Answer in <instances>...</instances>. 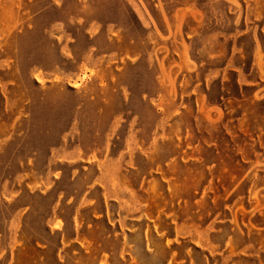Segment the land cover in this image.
I'll use <instances>...</instances> for the list:
<instances>
[{"label": "rangeland", "instance_id": "374dc122", "mask_svg": "<svg viewBox=\"0 0 264 264\" xmlns=\"http://www.w3.org/2000/svg\"><path fill=\"white\" fill-rule=\"evenodd\" d=\"M112 140L146 149L129 186L184 222L177 257L264 264V0H0V215L29 207L23 259H52L32 246L56 242L52 204L81 203ZM48 166L65 176L31 182Z\"/></svg>", "mask_w": 264, "mask_h": 264}, {"label": "crops", "instance_id": "0c3cea01", "mask_svg": "<svg viewBox=\"0 0 264 264\" xmlns=\"http://www.w3.org/2000/svg\"><path fill=\"white\" fill-rule=\"evenodd\" d=\"M229 69L238 71V69ZM111 131L113 137L115 129L112 128ZM106 136L108 137L109 134ZM151 145L153 146V142L148 146L150 151ZM115 147L116 143L113 140L106 141L93 148L101 152L99 155L88 154L86 160L80 158L85 160L88 167L93 164L97 174L89 180L80 197L81 203L76 205L71 213H66L65 209L60 207L62 202L68 203L69 199L65 201L62 200L63 194L57 195L45 222L47 237L54 234L57 236L55 244L53 245L49 238L36 240L32 244L36 250L43 252L54 246L55 251L51 260L40 254L31 256L27 260L20 256L22 250L29 246L22 237L29 207L18 209L11 215L1 213L0 264H69L70 262L81 264L85 260H90L91 264H114V262L195 264L193 253L192 255L188 253L187 258L184 259L177 257L176 251L171 248L184 239L185 236L181 234L184 222L173 212H168L164 206L152 210V201L148 199L137 201L134 194L137 190L129 186L127 171L136 168V154L141 153L143 157H148L146 149L135 142H127L117 148L116 153H111ZM67 150L62 148L48 151L49 159L61 163L75 161L69 159L71 154ZM154 172L155 174L147 180L149 184L153 181L167 183L168 180L160 174L161 172ZM21 176L23 178V175ZM31 176V182L34 183L53 182L63 178L65 171L62 167L51 170L48 166L47 172L35 173ZM148 187L154 189L152 185L142 189L151 192ZM153 193L159 195L161 190ZM98 203L99 208H97ZM162 221L170 227V234L167 233V228L161 226ZM101 222L104 227L100 226ZM192 245L198 248L199 252L200 248L205 249L195 241H192ZM72 247L74 249H71ZM201 252L205 256L203 264H207L209 253Z\"/></svg>", "mask_w": 264, "mask_h": 264}]
</instances>
